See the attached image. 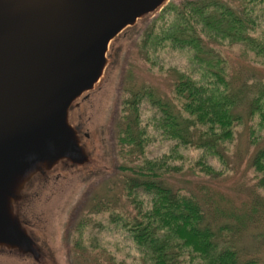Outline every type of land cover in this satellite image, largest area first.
I'll return each mask as SVG.
<instances>
[{"label":"trees","instance_id":"16d2710c","mask_svg":"<svg viewBox=\"0 0 264 264\" xmlns=\"http://www.w3.org/2000/svg\"><path fill=\"white\" fill-rule=\"evenodd\" d=\"M153 24L141 41L146 58L161 46L188 48L200 74L167 69L173 75L171 98L156 94L150 85L129 91L117 124L126 200L118 199L122 206L112 222L126 230L146 264H264L239 245L264 219V137L254 128L249 207L223 204L224 195L206 183L189 188L168 178L187 173L220 177L222 171L210 159L227 163L228 143L235 139L244 111L264 128V80L249 84L240 76L235 79L230 58L219 49L240 45L255 60H264V0L170 1ZM144 101L156 108L151 124L142 119ZM150 128L172 140L169 153L148 156L147 145L154 137ZM181 146L201 150V155L186 163L179 155ZM90 225L89 217L78 224L77 246H87L82 236Z\"/></svg>","mask_w":264,"mask_h":264},{"label":"water","instance_id":"95a60500","mask_svg":"<svg viewBox=\"0 0 264 264\" xmlns=\"http://www.w3.org/2000/svg\"><path fill=\"white\" fill-rule=\"evenodd\" d=\"M170 1L0 0V253L45 263L31 189L94 163L82 101L114 40Z\"/></svg>","mask_w":264,"mask_h":264},{"label":"rangeland","instance_id":"374dc122","mask_svg":"<svg viewBox=\"0 0 264 264\" xmlns=\"http://www.w3.org/2000/svg\"><path fill=\"white\" fill-rule=\"evenodd\" d=\"M171 1L178 3L181 0ZM157 16L158 12L139 20L137 25L129 27L114 40L104 78L82 101L83 120L86 129L92 131L90 145L95 155L94 163L53 175L31 189V202L25 210L33 231L45 246L44 264H146L126 230L112 222V214L126 200L121 182L123 171L119 169L125 161L117 145V124L125 114L129 91L150 85L156 94L171 98L173 75L167 69L176 67L183 72L200 74V65L188 48L161 46L150 55V60L146 58L141 46L142 37L153 27ZM219 49L230 58V73L235 79L240 76L249 84L259 78L264 80V60H255L240 45L225 44ZM141 111L144 122L151 124L150 117L156 108L144 101ZM243 114V121L236 127L235 139L228 143L227 163L210 159L216 169L222 171L220 177L187 173L169 175L170 182L189 188L206 183L224 195L223 204L236 209L249 207L253 178L250 160L256 148L250 144V128H254L260 137H264V128L257 117L251 119L246 111ZM150 130L154 137L147 145L148 156L161 157L169 153L172 140ZM178 151L187 158L186 163L201 155V150L190 147L181 146ZM119 198L122 201L119 202ZM85 217H89L91 225L82 236L87 246L82 247L76 244L80 238L77 227ZM239 245L264 261V219L259 226H253L245 233ZM0 264L35 263L0 253Z\"/></svg>","mask_w":264,"mask_h":264}]
</instances>
